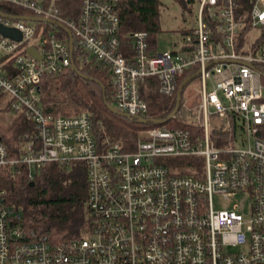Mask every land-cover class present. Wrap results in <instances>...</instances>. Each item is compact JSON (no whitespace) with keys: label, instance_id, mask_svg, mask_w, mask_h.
<instances>
[{"label":"built area","instance_id":"obj_1","mask_svg":"<svg viewBox=\"0 0 264 264\" xmlns=\"http://www.w3.org/2000/svg\"><path fill=\"white\" fill-rule=\"evenodd\" d=\"M80 1L79 16L69 20L49 0L0 4L68 29L78 62L94 60L108 75L114 110L132 119H147L141 95L149 85L170 100L178 79L199 71L194 124L143 130L130 152L118 144L101 148L88 114L51 117L40 107L41 80L71 69L68 40L49 23L37 29L0 17L1 26L21 34L19 42L0 34V93L35 128L18 160L8 159L0 142V170L24 165L33 182L49 163H82L91 220L90 233L78 240L52 242L20 227L14 208L1 207L0 264H264V78L257 70L264 68V0H171L187 13L188 26L162 54L146 32L119 40V0ZM157 1L161 12L166 0ZM213 118L227 132L234 122L221 142L213 140ZM165 158L192 161L184 168L191 174H179ZM216 196H245L247 205L215 211Z\"/></svg>","mask_w":264,"mask_h":264},{"label":"trees","instance_id":"obj_2","mask_svg":"<svg viewBox=\"0 0 264 264\" xmlns=\"http://www.w3.org/2000/svg\"><path fill=\"white\" fill-rule=\"evenodd\" d=\"M54 9L64 18L76 19L81 8L80 0H55ZM181 2V1H180ZM182 3V2H181ZM183 4V3H182ZM160 4L157 0H119L117 13L120 20L119 37L123 44L134 32H146L149 42L154 48V37L160 33ZM0 12L9 15L26 16L27 13L7 4H0ZM62 38L68 40L67 35L61 29H54ZM80 53L74 48L72 54L77 70L84 76L93 78L89 80L79 76L70 68L62 70L56 76H46L41 80L40 107L42 113L51 117L73 116L86 113L90 116L92 132L96 143L105 148L110 145L120 144L124 151H132L138 138L136 134L152 128L153 125H140L135 119H127L108 112L104 104L102 89L104 86L107 102L112 105V92L107 83L108 75L97 68L93 59L84 57L83 65L78 62ZM87 59H90L87 62ZM264 78V68H257ZM195 72L184 74L178 79V87L184 78L194 75ZM98 81V82H96ZM52 82H55L51 84ZM188 86V85H187ZM186 86V87H187ZM184 88V91L186 89ZM54 89V90H53ZM55 94L52 95V92ZM183 91V93H184ZM182 93V94H183ZM181 94V95H182ZM3 95V94H2ZM0 93V97H2ZM147 104V119H165L172 112L175 105V97L165 98L157 94L156 86L149 85L148 90L142 92ZM183 98V95H182ZM8 101V100H7ZM181 107V105H180ZM74 108V109H73ZM6 109L10 110V101ZM11 111V110H10ZM74 112V113H73ZM73 113V114H72ZM15 118L6 128L0 125V142L6 147L8 159H19L21 147L26 141V136H32L35 128L32 122L24 115L14 113ZM172 119L165 125L168 128L186 127L189 124L182 120ZM108 123V124H107ZM107 126L117 132L120 143L106 140L103 127ZM234 122L231 130L213 137V140L221 142L228 134L234 132ZM192 162V161H191ZM191 162L187 163L190 165ZM170 165V164H169ZM186 164L181 166L173 163V167L179 170V174H191V170L185 171ZM82 163L71 164L69 167L59 166L57 163H49L40 168L33 182L27 179L26 166L8 167L0 170V208H14L21 217V225L27 231L33 230L47 236L52 242H60L76 239L90 233L91 220L87 210L88 187L85 169Z\"/></svg>","mask_w":264,"mask_h":264},{"label":"rangeland","instance_id":"obj_3","mask_svg":"<svg viewBox=\"0 0 264 264\" xmlns=\"http://www.w3.org/2000/svg\"><path fill=\"white\" fill-rule=\"evenodd\" d=\"M49 2L56 3L55 0H49ZM165 8L160 10V33H158L155 37V48H156V53L162 54L164 52H169L173 51L174 45L178 44L182 41V31L188 26L186 18L188 17L187 13H184L181 11L182 6L179 4H176L172 2L171 0H166L164 1ZM194 16L197 14V10L195 9L194 11ZM2 13V12H1ZM4 14V13H3ZM34 26L38 27L37 29H40L42 27V24H34ZM90 59H87V62H89ZM55 82H52L53 84ZM262 84L264 85V79H262ZM54 90V89H53ZM198 93V85L197 81L192 80L188 86L186 87L182 98L181 102V107H179V111L176 114V121L182 120L184 123L189 124L187 122H190V124H194L192 122L194 115L193 112H195L196 107H198V104L200 102V97L197 94ZM55 94V91L52 92V95ZM8 97L5 95H2L0 97V125L1 128H6L9 126V123L14 120L15 116L10 110L6 109L8 106ZM113 105V102H112ZM74 109V108H73ZM74 113V112H73ZM72 113V114H73ZM17 117V116H16ZM211 124V131L212 135L214 137L225 132V135L227 134V129L224 121L217 120L216 118H213L210 120ZM108 124V123H107ZM105 124L103 127L104 132L106 133V140L108 141H115V143H120L121 139L118 138L119 135H117V132L111 128H109ZM165 125V124H164ZM193 131H196L194 128ZM143 131L139 132L138 135L136 134V138L139 139L140 134ZM200 133V130L199 132ZM229 135H227L228 138ZM120 145V144H119ZM162 163L165 164H170L173 166V163H176L177 165L181 166L183 164H186L187 162L185 159H171V158H165L161 160ZM200 167V164H199ZM201 168V167H200ZM213 202V207L215 211L217 210H222V209H229L231 210L235 205L239 203H243L245 206L246 204V197L242 196H235L233 198L224 199L222 197L216 196L212 198ZM237 250V249H236Z\"/></svg>","mask_w":264,"mask_h":264},{"label":"water","instance_id":"obj_4","mask_svg":"<svg viewBox=\"0 0 264 264\" xmlns=\"http://www.w3.org/2000/svg\"><path fill=\"white\" fill-rule=\"evenodd\" d=\"M0 17L1 18H7V19H11L12 21L13 20H20V21H25L26 23L27 22H30V23H49L51 25H54V27H57L58 29H61L68 37V47H69V52H70V57H71V70L74 71L75 73H77L79 76L83 77L84 79L87 78L89 80H95L93 78H89V77H84L78 70H77V67L75 66V63H74V60H73V57H72V54H73V43H72V35H71V32H69L68 29H65L64 26H62L61 24H58V23H54L53 21H50V20H46V19H40V18H35V17H30V16H9L7 14H3L0 12ZM0 34L5 37V38H8V39H11L13 41H21V34L16 31V30H12L11 28H5L3 26L0 25ZM27 54L29 56H31L32 58H35V59H40L38 57V54L36 52V50L34 48H28L27 50ZM199 74V71L197 73H195L194 75L192 76H189L187 78H184L183 81L181 82L178 90H177V93H175V105L174 107L172 108V112L171 114H169L165 119H138L136 120V123L137 124H140V125H147V124H150V125H153V126H160V125H164L166 124L168 121L171 122V120L175 117V115L177 114L178 112V107H180V104H181V100H182V93L184 91V88L195 78H197V75ZM98 82V81H96ZM100 87L102 89V92H103V95H102V98H103V101H104V104L106 106V110L112 114L115 115H118V116H121V117H124V118H127L129 119L130 117H128L126 114H123L117 110H114L113 106L111 104H109L106 100V98L104 97L105 95V89H104V86L100 84ZM132 119V118H131Z\"/></svg>","mask_w":264,"mask_h":264}]
</instances>
